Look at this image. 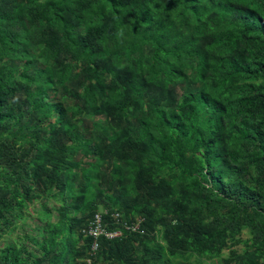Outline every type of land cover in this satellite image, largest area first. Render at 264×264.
I'll return each instance as SVG.
<instances>
[{"label": "trees", "instance_id": "trees-1", "mask_svg": "<svg viewBox=\"0 0 264 264\" xmlns=\"http://www.w3.org/2000/svg\"><path fill=\"white\" fill-rule=\"evenodd\" d=\"M100 210L141 233L95 263L261 264L264 0H0V264H84Z\"/></svg>", "mask_w": 264, "mask_h": 264}, {"label": "built area", "instance_id": "built-area-1", "mask_svg": "<svg viewBox=\"0 0 264 264\" xmlns=\"http://www.w3.org/2000/svg\"><path fill=\"white\" fill-rule=\"evenodd\" d=\"M106 214L105 210H100L94 213L91 220L81 229L83 238L89 240V250L87 257L84 259V264H97L94 262L98 253L99 240L104 238L106 240L121 239L128 233H138L142 219L135 218L133 221H123L120 219L118 213L112 214V218L116 220L114 229L107 230L106 224L102 221V216Z\"/></svg>", "mask_w": 264, "mask_h": 264}, {"label": "rangeland", "instance_id": "rangeland-1", "mask_svg": "<svg viewBox=\"0 0 264 264\" xmlns=\"http://www.w3.org/2000/svg\"><path fill=\"white\" fill-rule=\"evenodd\" d=\"M67 91L68 90H59L58 91V94H57V97H59L61 100H63L65 103H67V104H71V102H70V99H68V97L66 96L67 95ZM65 95V96H64ZM52 202H53V204L54 205H56L57 207L60 205V202H58L56 199L54 200H51ZM34 208L36 209V210H31L30 209V213L31 214H33V215H35V213H37V216H39V214H40V207H39V202L37 201V202H35L34 203ZM99 209H101V208H99ZM98 209V210H99ZM250 237V235L247 233V231H243L242 232V234H241V238L242 239H246V238H249ZM12 238H15V235H13L12 236ZM238 248H240V247H238ZM227 253V251H225L224 252V254H226ZM207 264H222L218 259H215V260H212V261H210V262H207ZM261 264H264V259H262L261 260Z\"/></svg>", "mask_w": 264, "mask_h": 264}, {"label": "clouds", "instance_id": "clouds-1", "mask_svg": "<svg viewBox=\"0 0 264 264\" xmlns=\"http://www.w3.org/2000/svg\"><path fill=\"white\" fill-rule=\"evenodd\" d=\"M138 233H139V232H138ZM128 234H129V233H128ZM126 235H127V234H126ZM126 235H125V236H126ZM125 236H124V237H125ZM124 237H123V238H124ZM121 239H122V238H121ZM87 240H88V239H87ZM105 240H106V239H105ZM112 240H116V239H112ZM88 241H89V240H88ZM107 241H110V240H107ZM98 249H99V248H98ZM97 254H98V253H97ZM83 260H84V259H83ZM83 263H84V261H83ZM97 264H100V263H97Z\"/></svg>", "mask_w": 264, "mask_h": 264}]
</instances>
